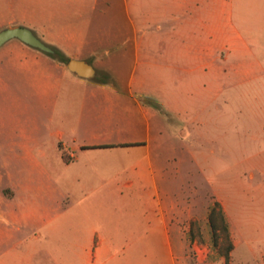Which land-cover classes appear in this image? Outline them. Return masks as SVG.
<instances>
[{
  "label": "rangeland",
  "instance_id": "rangeland-1",
  "mask_svg": "<svg viewBox=\"0 0 264 264\" xmlns=\"http://www.w3.org/2000/svg\"><path fill=\"white\" fill-rule=\"evenodd\" d=\"M75 7L67 18L83 28L90 48L114 47L102 59L94 52L60 53L68 59L81 56L92 64L93 79L64 77L53 91L33 71L9 63L5 45L0 48V207L37 206L41 212L84 207L90 220L102 223L107 232L129 231L134 224L139 232L137 224L145 208L156 225L155 210L161 200L169 208L170 222L178 227L170 228L171 241L177 235L179 242L167 244L163 230L155 227L146 244L128 250L129 264H224L209 224L218 202L233 243L230 263L264 264L260 246L264 243V85L208 86L168 77L159 66L165 64L163 48L174 43L167 32L175 22L164 20L163 30L157 31L153 20L147 54L156 69L148 65L140 70L146 80L156 83L133 86V97L151 103L156 111L150 123L157 193L142 200L134 192L113 195L110 191L124 181L122 172L130 169L139 152L128 155V149L91 148L145 135L135 117V104L125 95L135 64L131 24L120 5L106 15ZM40 39L58 49L49 37ZM96 40H102L100 47ZM50 58L67 68L59 58ZM50 67L42 71L61 76ZM101 83L124 94L92 88ZM132 117L136 124L130 125ZM59 132L64 147H58ZM73 159L68 166L62 163ZM68 189L87 193L97 189V193L82 198L68 196ZM79 211L74 210L71 218ZM58 224L60 229L52 237L63 239L64 220ZM218 242H223L222 236Z\"/></svg>",
  "mask_w": 264,
  "mask_h": 264
},
{
  "label": "crops",
  "instance_id": "crops-1",
  "mask_svg": "<svg viewBox=\"0 0 264 264\" xmlns=\"http://www.w3.org/2000/svg\"><path fill=\"white\" fill-rule=\"evenodd\" d=\"M118 5L124 9L130 21L133 35L129 41L133 42L135 54L134 69L127 81L129 87L125 95L134 102L135 117L144 128L145 135L91 149H128V155L139 152L137 155L140 157L131 164L130 169L122 172L124 177H119H123L124 181L118 183L110 193L120 197L124 192H134L135 197L142 200L152 192L157 193L150 123L156 111L153 105L133 97V86L156 83L146 80L148 77L140 70L148 65L154 66L147 54V38H150L153 20L157 22L153 23L157 31L163 30L160 22H175L167 32L175 39L174 43L163 48L165 64L159 66L168 77L191 79L196 84L208 86L238 83L264 85V0H0V28L25 27L32 30L39 39L42 36L49 37L50 42L57 44L56 50L60 52H94L99 53L102 59L111 54L114 47L108 44L102 50L90 48L83 28L67 17L76 10L75 6L106 15L116 11ZM58 17L61 23L57 22ZM101 41L96 40L98 47ZM4 45L9 63L19 69L33 71L37 79L50 83L53 91L64 77L70 81H73L72 76L84 79L68 71L47 54L17 39ZM70 59L86 61L76 55ZM46 66L59 70L61 76L42 71ZM174 71L178 74L174 75ZM190 73L192 75H186ZM92 88L105 94H124L106 83L92 84ZM133 118L129 120L130 125L136 124ZM61 138L62 133L59 132L58 147H64ZM74 159L62 163L68 166L73 164ZM66 192L68 196L86 198L89 194H96L97 189L88 193L85 190L77 192L69 189ZM14 195L13 191L9 197L13 198ZM77 207H69L61 212L54 209L41 212L37 206L0 207V264H129L126 258L128 250L133 245L146 244L153 228L158 226L163 230L167 244L179 242L177 235L176 241H171L170 228L175 231L178 227L170 222L169 208L164 207L161 200L155 210L156 225L152 212L145 208L141 212L142 220L137 224L141 228L139 232L132 228L135 224L129 231L120 229L107 232L102 223L90 220L84 207ZM79 209V215L72 219L73 211ZM172 210L178 213L174 205ZM180 213L183 214V208ZM60 220H64L65 235L63 239L53 238L52 234L60 229ZM260 246L264 248V243Z\"/></svg>",
  "mask_w": 264,
  "mask_h": 264
},
{
  "label": "water",
  "instance_id": "water-1",
  "mask_svg": "<svg viewBox=\"0 0 264 264\" xmlns=\"http://www.w3.org/2000/svg\"><path fill=\"white\" fill-rule=\"evenodd\" d=\"M12 39H17L42 52L48 54L53 53V50L36 37L33 31L28 28L12 27L0 31V47ZM67 69L76 76L84 79H93L96 75V70L92 64L84 60L70 59L67 63Z\"/></svg>",
  "mask_w": 264,
  "mask_h": 264
},
{
  "label": "trees",
  "instance_id": "trees-1",
  "mask_svg": "<svg viewBox=\"0 0 264 264\" xmlns=\"http://www.w3.org/2000/svg\"><path fill=\"white\" fill-rule=\"evenodd\" d=\"M53 50L52 54H49L52 57L59 58L61 62L68 63L69 59L63 57L60 51L56 50L55 48L50 47ZM149 105H152L149 102H146ZM107 147V146H103ZM209 224L212 230V233L215 237V244L223 257L224 264H231L230 263V253L233 250V243L230 238L228 224L225 219V215L223 210L218 202H215V205L212 211L209 214ZM222 236L223 242L220 244L218 242V238Z\"/></svg>",
  "mask_w": 264,
  "mask_h": 264
}]
</instances>
